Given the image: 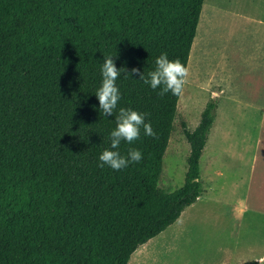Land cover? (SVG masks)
<instances>
[{"label": "trees", "instance_id": "1", "mask_svg": "<svg viewBox=\"0 0 264 264\" xmlns=\"http://www.w3.org/2000/svg\"><path fill=\"white\" fill-rule=\"evenodd\" d=\"M204 0H0V264H127L201 193L199 160L217 100L189 130L183 184L157 183L179 96L138 77L116 80L121 99L104 116L101 65L145 75L167 53L184 66ZM145 114L155 137L132 144L143 159L98 167L119 108ZM240 264H257L256 260Z\"/></svg>", "mask_w": 264, "mask_h": 264}, {"label": "rangeland", "instance_id": "2", "mask_svg": "<svg viewBox=\"0 0 264 264\" xmlns=\"http://www.w3.org/2000/svg\"><path fill=\"white\" fill-rule=\"evenodd\" d=\"M210 5L211 10H204ZM203 12L207 21L177 102L175 127L157 185L173 191L183 184L189 145L180 122L192 130L206 102L215 98L214 121L199 160L200 183L209 178L208 195L215 202L202 200L188 208L179 222L176 219L178 227L203 228L214 250L217 234L220 242L228 243L229 228L236 224L232 211L239 199L236 184L245 183L242 166L250 159L251 148L258 147L259 163L264 165V0H204L200 17ZM238 240L231 264L256 260L255 255L264 253V215H247Z\"/></svg>", "mask_w": 264, "mask_h": 264}, {"label": "crops", "instance_id": "3", "mask_svg": "<svg viewBox=\"0 0 264 264\" xmlns=\"http://www.w3.org/2000/svg\"><path fill=\"white\" fill-rule=\"evenodd\" d=\"M250 150V159L242 166L244 176H246L245 183L242 187L236 184L239 199L236 198V204L232 209L236 224L229 228L228 243L220 242V235L217 234L218 242L215 249L212 250L213 243L205 237L203 228L178 227L176 220L164 231L136 248L130 255L127 264H165L164 260L170 259V264H212L216 261L217 264H231L236 257L238 238L244 218L249 214L254 217L259 214L264 215V165L259 163L258 147ZM222 172L219 171V174ZM199 179H201V174H199ZM209 190L208 178L205 184H201V193L197 200L186 207L180 216L188 208H193L202 200L215 202V198L208 195ZM173 231L174 233H172ZM168 232H171L170 235ZM254 257L258 260L260 257H264V253Z\"/></svg>", "mask_w": 264, "mask_h": 264}, {"label": "clouds", "instance_id": "4", "mask_svg": "<svg viewBox=\"0 0 264 264\" xmlns=\"http://www.w3.org/2000/svg\"><path fill=\"white\" fill-rule=\"evenodd\" d=\"M102 81L95 92L99 103L100 112L104 116H113L117 109L121 94L116 86V80L125 73L124 77L131 75L138 77L145 85L151 89H160L158 95L164 96L167 93L178 96L182 94L187 83L189 70L178 59L170 60L167 53H161L155 59V69L149 71L147 75L138 68H132L130 71L115 66L113 56H105L101 65ZM141 128L146 136L155 137L151 123L145 122V114L137 112L132 108H119L115 115V127L109 133L110 149H104L99 155L98 167L105 165L113 170H121L132 163H139L143 159L141 151L130 148L127 156H123L119 151L121 142L132 144L140 138ZM257 264H264V257L257 260Z\"/></svg>", "mask_w": 264, "mask_h": 264}, {"label": "bare ground", "instance_id": "5", "mask_svg": "<svg viewBox=\"0 0 264 264\" xmlns=\"http://www.w3.org/2000/svg\"><path fill=\"white\" fill-rule=\"evenodd\" d=\"M207 3L208 1L206 2V5L205 7H207ZM209 4V3H208ZM213 8V6L210 5V7H208V9H204V10H211ZM199 25L197 27V33L195 35V40L193 41V46H192V51H191V57H190V61H189V65H188V70L190 68V65L193 63L194 61V57H195V53L198 49V40H199V36L201 35L202 33V30H203V25L205 24V22L207 21V13L203 12L201 14V17L199 18ZM188 79V78H187Z\"/></svg>", "mask_w": 264, "mask_h": 264}]
</instances>
